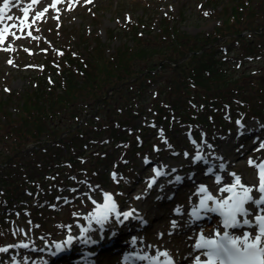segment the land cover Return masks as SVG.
I'll return each mask as SVG.
<instances>
[{
	"label": "trees",
	"instance_id": "obj_1",
	"mask_svg": "<svg viewBox=\"0 0 264 264\" xmlns=\"http://www.w3.org/2000/svg\"><path fill=\"white\" fill-rule=\"evenodd\" d=\"M205 5L213 8L214 36L171 28V20L163 16L159 27L145 25L146 37L143 32L135 35L138 28L130 31L135 44L125 42L112 54L104 45L78 41L87 51L84 57L65 43L58 61L35 70L22 92L0 97V136L14 139L6 149L0 146V196L9 202L0 223L8 207L25 205L20 198L28 197L26 187L33 179L41 180L33 184L34 190L47 182L54 159L63 164V179L77 168L89 169L92 155L104 159L109 150L115 153L118 136L127 140L126 130L136 131L150 121L175 126L196 121L212 127L223 120L221 108L228 105L233 112L246 108L252 115L264 114V0H206ZM221 38L234 56H221L223 51L215 45ZM191 52L197 53L181 61ZM131 79L108 95L109 89ZM41 138L45 140L37 143ZM33 144V156L40 161L36 166L15 160ZM108 145L114 149L101 150ZM10 187L15 189L7 194Z\"/></svg>",
	"mask_w": 264,
	"mask_h": 264
},
{
	"label": "rangeland",
	"instance_id": "obj_2",
	"mask_svg": "<svg viewBox=\"0 0 264 264\" xmlns=\"http://www.w3.org/2000/svg\"><path fill=\"white\" fill-rule=\"evenodd\" d=\"M199 1H202L205 4L206 0H139V1H132V0H85V4H83L80 0H73L72 5L77 4V7L69 8V6H66L65 11H59L54 13L53 15H49L47 18H45L42 21H39L32 31L29 33V38L27 41H25L20 46L16 47L15 50H13L11 53L7 55H2L3 52L0 50V97L8 94V92H12L15 94H18L19 92H22L26 87L30 85V81H32V74L33 71L31 70L35 64L40 63L43 60V57H40L41 52H49L54 53L57 51V46L61 47L62 44H71L70 50H79L82 52L84 57H87V51L83 49L82 47H78V41H85L86 45L90 47H95L97 45H104L110 54L114 53L117 48L121 45H123L125 42H127L130 46H133L135 44L134 39L132 38V33L130 31L134 30L135 28H138L137 37H139V32H143V37L148 36V31L146 30V27L149 25L150 29L152 27H159L161 24V19L163 16L167 17L166 20H171V24L173 27L180 26L182 30L188 31L191 35H207L208 33H211L213 36L216 35V21L213 19L212 16H209L208 14L205 15L206 11L208 9H212L209 6H200ZM80 2V3H79ZM182 12V13H181ZM131 18L134 19L135 22H138L139 26H136V23L133 25H130L129 27H126L127 21H129ZM152 21V23H151ZM43 22L41 25L40 23ZM145 23V24H143ZM40 25V31L38 29ZM147 25V26H145ZM42 33V35H41ZM73 36L77 37V41L73 38ZM13 44V41L10 40L7 42L6 46L8 48H11V45ZM47 49L48 51H45ZM66 49H68L66 47ZM70 50L67 52L71 54ZM53 51V52H51ZM49 54V55H50ZM223 57V55H221ZM234 56V53H231L228 55V57ZM46 59V58H44ZM11 61V63H9ZM34 70V69H33ZM144 75V74H143ZM142 75V76H143ZM149 83V81H147ZM159 89V87L155 88ZM152 90V89H150ZM156 92V90H155ZM6 93V94H5ZM15 101H11V105L15 104ZM17 105L13 106V110H16ZM259 125L260 127H264L263 123H255ZM95 129V127H92ZM180 131V130H178ZM178 131H173V145H166L163 144L162 147H160L159 150H165L167 151L162 156L158 157L157 153L154 151L144 154L142 152V149L138 148L134 150V157H135V170L139 171V180L136 181V184H134L135 188L126 189L124 188L126 185L127 180L123 181L122 189L123 192V208L130 210H133L134 207H136L138 204L144 203V195L145 190L144 189H138L140 187H143V181L146 179V174H150V172L153 170L154 166L153 164H147L143 165L144 158L151 154L155 157H157V161L164 160L169 162L171 165H181L180 159L177 158V154L180 153L181 156L184 154H189L186 147L183 146L181 140H179V137L181 136L183 139H185V129L182 130V133H179ZM258 131V138L254 141L252 140V133L250 132L247 134V137L245 139L241 140L240 135H236V138L234 139V136H228L227 139L222 140L221 142L215 143V141L211 140L207 136H204L202 141L205 139L206 146L210 148H219L221 155L225 154H234L235 152V146L236 144H244L247 142H251L250 146L248 147V152L243 156L242 160L240 161L241 166L238 168L239 171L246 173V172H253L254 169L250 168L247 163H245L243 160H247L250 155L253 153H257V155H260L261 152H264V148H261V145L264 144V132L262 133L260 130ZM8 132V131H7ZM210 136V135H209ZM9 137V134H2L0 136V146L2 147L5 145L10 146L12 141L14 139H7ZM104 135H102V138ZM128 135L125 137L127 138ZM211 137V136H210ZM133 138V137H130ZM120 139H123L120 137ZM37 143H39V140H45V138L41 139H35ZM136 141V139L134 140ZM18 143L22 144L21 141H17ZM127 143H123L122 146H125ZM137 144V143H136ZM235 144V145H234ZM128 145V144H127ZM179 147L177 149L175 147ZM208 145V146H207ZM36 145H30L25 147L23 150L25 153H22V155H17L15 160H20L24 164H27V166H36V162H40L39 159L35 158L33 156V151L35 150ZM129 146V145H128ZM133 146V144H132ZM184 147V148H183ZM114 149L112 146L108 145L104 148H101V150H107V149ZM150 148V147H149ZM12 152V148H10ZM29 149V150H28ZM147 149V148H146ZM26 150H28L26 152ZM96 153H99L98 148L95 149ZM131 150V149H129ZM178 151V152H177ZM101 152V151H100ZM95 153V154H96ZM121 152L116 151L115 154H111V156H108L107 158L101 159L100 156L92 155L89 159V161H92L90 165L87 166L89 170L92 167V170H82L80 168H77L79 171L76 173H67L68 175L63 178L66 179L65 181H61L60 179L62 176H64L63 172V164L58 165V159H54V162L52 163L51 170H54L53 172H49L46 174V176H49L46 179V183L44 185H36L35 190L33 189L34 181H31L32 186H27V194L29 196L28 201L38 202V198H44L43 193H52V189L46 191L44 189H40L43 186L53 184L54 182H60L64 183L66 181L73 182L74 188L69 192V190H65L64 192H68L64 195L67 199L74 197L76 200L74 204H81L83 202L87 201V206L82 205V207H86L89 211L84 210L83 220L86 224L85 228L88 229L87 232L91 230H95L94 228H90L88 226L92 225L93 220L95 219V216L98 215L99 210L96 206V201H100L101 199H105V194L97 192L94 193V189H96L98 182L101 181L99 173L97 174L93 170L96 169L98 172H102L106 177H109L111 179V171L116 170V166L118 165V162L121 158ZM114 156V157H113ZM238 156V155H237ZM113 157V158H112ZM261 160L264 159V154H261L260 157ZM92 159V160H91ZM166 163V162H165ZM69 164V163H67ZM71 164V163H70ZM44 166V165H43ZM58 167H61V170H57ZM50 168V166H49ZM42 168L37 169V171L42 170ZM67 171V170H66ZM88 171V172H87ZM117 171V170H116ZM132 171V170H129ZM42 177L43 175H38V177ZM24 177V175H23ZM87 178L85 180L86 187L82 190L85 192V197L80 198L79 192L75 193L76 190L79 189V184H81L83 179ZM89 178V179H88ZM95 179V180H94ZM174 179V178H172ZM11 191H8L6 189V193H12L14 191V187L9 188ZM39 189L41 191H39ZM147 190V189H146ZM56 192L53 190V193ZM157 192L154 191V193ZM89 194V195H88ZM159 193H157L153 198L158 196ZM88 195V197H87ZM140 197L138 200L136 197ZM130 197L128 201H125V198ZM2 197H0L1 200ZM36 201V202H35ZM16 202V201H15ZM133 202V203H132ZM155 202L154 199H152L151 203ZM91 205H90V204ZM5 204L4 201L0 203V208L2 205ZM38 204V203H37ZM69 206H65L60 211H57V209H53V213L51 211H46L50 209H44L39 216H41L39 222L44 223V229L53 231L50 234L45 235H38L35 233H30L28 238L31 240L29 241L30 244L38 245L40 250L43 251L45 247H49L45 243L47 237L49 240L56 239L61 240L64 236L58 237L54 236V234L57 233H63V230L61 227H59V224L57 223L59 220L63 218V216L66 214V211L68 210ZM94 208V209H93ZM51 209V210H52ZM144 209V207H142ZM145 210H149V207H145ZM46 211V212H45ZM2 212H0L1 215ZM51 213V215H49ZM27 221L24 223L27 226H30L32 224L38 225L33 223L32 221L35 220L31 214L26 213ZM71 216V215H70ZM23 216L19 215L16 217L17 220H23ZM123 219H119L114 222L122 221ZM53 221V223H51ZM98 223V222H95ZM159 224V222H156ZM75 226H83V224L76 223ZM39 227V225H38ZM99 228V223L96 226V228ZM168 227V226H167ZM112 227H105L102 229L99 233H94V237L97 238L98 236H101L103 232L106 230H110ZM169 228V227H168ZM40 229V227L38 228ZM87 232L83 231L84 235H87ZM16 234L9 236L11 243L14 241ZM173 238H169V240L174 241ZM5 239L0 240V242H4ZM162 242H168V239L162 240ZM6 246H12V244H9L8 242L4 245L3 248ZM53 247V252L56 249V246L51 245ZM32 250L28 248H20L18 251H16L13 254L14 259L19 260H27L30 258V253H32ZM176 253L179 251L177 248L174 250ZM45 253V252H44ZM5 254V253H0ZM9 256V254H8ZM40 259V257H37V260Z\"/></svg>",
	"mask_w": 264,
	"mask_h": 264
},
{
	"label": "snow or ice",
	"instance_id": "obj_3",
	"mask_svg": "<svg viewBox=\"0 0 264 264\" xmlns=\"http://www.w3.org/2000/svg\"><path fill=\"white\" fill-rule=\"evenodd\" d=\"M9 7V0H4V6L0 7V23L5 19V9ZM207 15V13H205ZM8 20L14 19L12 16H7ZM15 27V25H13ZM3 39V33L0 32V40ZM11 63V61H9ZM239 123V121H238ZM210 147V146H209ZM264 148V144L261 145ZM197 160L202 159L201 156L196 157ZM253 161H249L251 165ZM224 168V164L220 165ZM259 185L256 188L258 195L253 196V189L255 186H248L241 182V176L236 173H232L231 177L234 178L235 183H231L227 187H222L221 192H232V195L228 198L217 199L211 194L206 196L200 201L199 209H203L209 213H220L223 216V225L225 229L228 228H240L243 226L255 225L259 228V234L251 236L250 233H245L243 237L232 235L228 231H224L221 235L220 231L215 232V238L208 239L205 238L203 234L200 236V242L195 245L197 249H203V255L208 259L201 261L200 257L197 256L196 260L198 264H264V242H262V237H264V164L259 165ZM180 178L177 177V180ZM222 177L217 176V183L220 182ZM152 185L150 184L149 187ZM239 186L240 192H236L235 189ZM201 192L205 189L202 187ZM139 199V197H137ZM215 200V206H209L206 201ZM255 211H253V207ZM113 210L115 209V204L112 205ZM199 209H193L192 215L198 216ZM135 211V210H133ZM179 211V210H177ZM123 216L124 219H128L133 215V212H122L117 213V217ZM254 217V220L253 218ZM108 219L107 213H105L101 220L98 222L103 225L104 221ZM123 222V221H121ZM178 225L175 221L172 222V227L176 228ZM85 232L88 229H84ZM71 237H69V243L71 242ZM9 247H20L28 248V244L13 245ZM9 248H0V253H6ZM159 256L169 257L168 264H176L173 257L167 251L161 252ZM159 256L152 257L151 259L159 260ZM148 259V257H145Z\"/></svg>",
	"mask_w": 264,
	"mask_h": 264
},
{
	"label": "bare ground",
	"instance_id": "obj_4",
	"mask_svg": "<svg viewBox=\"0 0 264 264\" xmlns=\"http://www.w3.org/2000/svg\"><path fill=\"white\" fill-rule=\"evenodd\" d=\"M231 111H232V109H231ZM233 112V111H232ZM229 115H231V113H228ZM260 128H263V127H260ZM223 130V129H222ZM224 132V131H223ZM221 133V132H220ZM207 137H209L210 139H213L214 140V137H210V136H207ZM206 139V138H205ZM205 145H202L199 149H197V151H196V153L195 154H197V155H199V156H202V155H204V156H206V157H208L209 155L207 154V153H205L204 151H203V147H204ZM145 149V148H144ZM147 154V153H146ZM128 158V157H127ZM130 158V157H129ZM130 161H134V159H131L130 158ZM124 167H121V168H119L118 169V174L119 175H116L117 177H113L112 179H115V178H122V181H123V179H127V177L129 176V175H127V174H122L123 173V171H124ZM126 170V169H125ZM122 174V175H121ZM242 182V181H241ZM242 183H244V182H242ZM217 187L218 188H222L223 187V183H222V181H220L219 183H217ZM239 187V186H238ZM103 189V186H100L99 188H96V189H94L93 188V190H94V193H97V192H99V191H101ZM238 191H241V189L240 188H238ZM52 195H53V190H52ZM178 195V193H176V194H172V197H170V200L172 201V200H177L176 199V196ZM222 195L223 196H225V199L226 198H228L229 196H227V193L226 192H222ZM0 197H4V196H0ZM51 197H48L46 200H49ZM31 201V200H30ZM30 201H28V206H30V204H32V202H30ZM45 201V200H44ZM208 204H209V206L211 205V202L210 201H208ZM180 208V207H179ZM17 210H23L22 208H19V209H17ZM170 210H177V209H167L166 208V214H169V211ZM8 213H10V212H7L6 214H8ZM49 215H51V213H49ZM115 219V216H108V219L106 220V221H111V220H114ZM115 223V222H114ZM258 226L257 225H255V223L253 224V225H249V226H241L240 228H236L239 232H240V237L242 238L243 237V231H247V230H253L254 231V233H255V235L256 234H259V228H257ZM235 230V229H234ZM237 230H236V232H237ZM258 230V231H257ZM250 239H251V236H250ZM264 239V237H262V240ZM72 246H70L68 249H70ZM107 248H109V249H111V247H107ZM113 250H114V248H113ZM70 255L71 254H75V253H69ZM75 255H72V258L74 257Z\"/></svg>",
	"mask_w": 264,
	"mask_h": 264
}]
</instances>
